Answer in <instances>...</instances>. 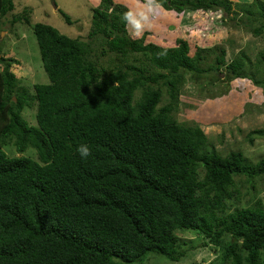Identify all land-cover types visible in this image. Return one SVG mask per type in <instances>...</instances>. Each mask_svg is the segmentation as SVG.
Instances as JSON below:
<instances>
[{"label":"trees","instance_id":"obj_1","mask_svg":"<svg viewBox=\"0 0 264 264\" xmlns=\"http://www.w3.org/2000/svg\"><path fill=\"white\" fill-rule=\"evenodd\" d=\"M159 3L177 16L193 12L196 27L212 14L255 36L264 31V0ZM128 9L114 0L91 8L88 37H100L102 55H114L106 63L89 42L35 22L49 82L32 91L10 68L15 60L0 57V264H135L147 253L179 261L194 248L178 235L184 231L215 246L219 264H264V204L243 202L239 188L241 179L264 174V159L222 155L198 125L173 113L187 71L224 68L229 83L250 79L264 88V50L254 61L238 51L227 63L216 45L176 36L146 41L147 33L133 39L121 20ZM13 10L14 0H0V21L10 12L12 23H29L30 9ZM25 108H35V125ZM254 136L264 129L247 140ZM81 144L91 150L87 159Z\"/></svg>","mask_w":264,"mask_h":264},{"label":"rangeland","instance_id":"obj_2","mask_svg":"<svg viewBox=\"0 0 264 264\" xmlns=\"http://www.w3.org/2000/svg\"><path fill=\"white\" fill-rule=\"evenodd\" d=\"M232 3H250L252 0H231ZM100 0H14V12L30 9L29 23H12V15L8 12L0 21V57L15 60L11 69L20 78V85L29 91L35 83H47L49 79L42 66L40 52L33 33L35 22L50 24L61 34L89 42L92 50L97 53L99 61L113 58V54L102 55L101 38L88 37L91 25V8ZM128 8L137 5V0H114ZM236 7V6H235ZM58 9L67 13L74 21L67 24ZM29 10V11H30ZM12 11V13H13ZM241 14L235 19H239ZM193 12H183L177 16L171 10L162 7L158 10L151 28L145 30L146 41L159 42L164 37L186 38L197 44L216 45L225 49V60L228 63L238 51H245L251 61L259 51L264 50V31L253 35L251 29L244 26L220 24L216 15H201V26H193ZM173 26L172 30L166 28ZM204 26L206 28H204ZM168 29V30H167ZM193 30V31H192ZM151 31V32H150ZM167 32V33H166ZM92 43V44H91ZM140 56V54H138ZM212 59V57L210 58ZM117 64L112 62L111 64ZM0 61V69L3 67ZM222 73L193 74L184 72L181 83L179 103L173 112L179 122L198 125L211 144L222 154L232 150H240L246 159L255 163L264 159V136H254L253 142L247 140V133L254 129H264V88H258L250 79H235L228 82ZM166 94H163V101ZM23 115L29 123L36 124L35 108L23 110ZM14 154V151L7 150ZM27 154L35 157L33 151ZM239 188L242 200L251 204L260 199L264 204V174L255 176L251 182L241 179ZM240 182H242L240 184ZM253 187L250 189V185ZM248 190L250 193H247ZM247 193V194H246ZM181 239L187 240L186 245H193L179 261H171L162 255L147 253L144 260L135 264H219L218 250L213 245H203L201 236L191 231L178 232Z\"/></svg>","mask_w":264,"mask_h":264},{"label":"clouds","instance_id":"obj_3","mask_svg":"<svg viewBox=\"0 0 264 264\" xmlns=\"http://www.w3.org/2000/svg\"><path fill=\"white\" fill-rule=\"evenodd\" d=\"M160 8L159 0H137V5L129 8L121 16L129 36L133 39L141 38L145 30L151 28ZM160 55H167V50L162 51ZM77 152L82 159H87L91 155V150L86 144H81Z\"/></svg>","mask_w":264,"mask_h":264},{"label":"water","instance_id":"obj_4","mask_svg":"<svg viewBox=\"0 0 264 264\" xmlns=\"http://www.w3.org/2000/svg\"><path fill=\"white\" fill-rule=\"evenodd\" d=\"M13 99H15V98L13 97Z\"/></svg>","mask_w":264,"mask_h":264}]
</instances>
